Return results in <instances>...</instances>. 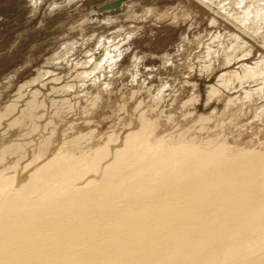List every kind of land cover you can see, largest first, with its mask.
<instances>
[{"label": "bare ground", "instance_id": "bare-ground-1", "mask_svg": "<svg viewBox=\"0 0 264 264\" xmlns=\"http://www.w3.org/2000/svg\"><path fill=\"white\" fill-rule=\"evenodd\" d=\"M245 1L240 0L248 5L242 4L243 12L232 11L229 17L243 28V34L249 32L264 41L263 28L256 24L258 15L264 13V4L258 3L261 0ZM255 1L261 6L256 13ZM233 4L237 6L236 2ZM118 5H109L106 10L114 11ZM234 42L230 52L241 47L237 38ZM58 54L62 56L64 52ZM119 54L106 52L100 61H94V56L84 61L77 75L80 90L99 69L118 62ZM231 55L226 58L228 66L232 64ZM258 65L264 67V59ZM242 67V73L220 75L219 86L229 90L231 80H239L240 85L255 82L260 87L245 91L244 100L256 95L264 97V69L258 72L256 67ZM45 74L36 88L26 82L5 111L0 112V138L15 127L25 130L17 140L0 143V159L5 163L0 168V264H264V149L232 147L225 141L209 139L199 144L181 132L158 136L157 121L145 118L144 111L136 118L140 127L130 128L123 140L121 134H110L106 144L87 150L84 140L88 136L71 134L72 120L63 133L64 145L52 151L49 140L56 135L58 126L53 127L55 118L46 123L45 101L49 99L50 111L65 121L73 108L69 107L73 104L67 95L75 88L70 82L60 88L53 84L45 101H40V88L59 78L55 71ZM218 94L217 87L212 85L209 97ZM27 97L30 99L21 109V102ZM227 100L232 103L235 98ZM256 111L264 114V108L258 107ZM205 121L208 118L201 122ZM42 130L53 135L37 136L36 140L42 138L37 141L40 154L25 165V171L30 172L26 176L23 173L19 180L14 167H6V158L34 146L32 136ZM120 140L121 145L112 149L110 144L116 146ZM11 170L15 172L9 173Z\"/></svg>", "mask_w": 264, "mask_h": 264}, {"label": "rangeland", "instance_id": "rangeland-1", "mask_svg": "<svg viewBox=\"0 0 264 264\" xmlns=\"http://www.w3.org/2000/svg\"><path fill=\"white\" fill-rule=\"evenodd\" d=\"M9 1L0 0L2 3L5 2L4 4ZM212 1L12 0V9L0 8V112L5 111L6 105L21 91L26 82L28 84L31 82V87L36 88L45 73L55 71L59 78L56 77L57 82H48V87L40 88L43 92L39 97L40 101H45L44 98L49 94L53 84L63 87L70 82L75 89L67 95L73 104L69 107L73 108L69 109V116L65 117V121L60 116H54L50 111L52 108H49L51 105L49 99L45 101L48 111L46 123L49 120L54 121L55 118L53 127L58 126L56 135L49 140L52 143L50 147L52 151L64 145L63 133L71 126L72 120L74 132L71 134H86L88 139L84 141L87 150L106 144L109 140L106 136L110 134H121L123 140L124 134L130 128L140 127L137 119L144 111L145 118L157 121L158 136L178 135L181 132L190 140L194 138L193 140L199 144H205L209 139L219 140V143L225 141L232 147L264 149V114L256 111L258 107L264 108V97L256 95L247 101L243 98L245 91L253 92L260 84L247 82L240 85L239 80H231L229 83L233 81L232 87L223 90L218 82V77L224 73L231 71L242 73V66L245 65L256 67L258 72L264 69L258 65L264 59V41L249 32L243 34V28L240 29L239 24L230 18L232 11L243 12L244 7L248 6L246 3L247 6L240 0H234L237 3V6H234L235 2L231 0ZM248 1L245 2L249 3ZM257 2L255 1V4ZM116 3L120 4L116 10H106L107 6ZM258 3L264 4L263 0ZM217 4L221 6L219 10H216ZM21 6H24L23 10ZM256 8L260 10L261 6L255 5L253 12L257 11ZM258 16L261 24L258 20L256 24L261 25L264 32L262 23L264 13ZM236 38L248 53L241 47L229 51ZM208 51H211L210 54ZM106 52L116 55L120 53V59L99 69L94 74L93 81L92 79L86 81L87 86L80 90L77 75L82 71L84 63L94 57V61H100ZM230 55L233 57L232 64L228 66L226 58ZM241 55H244V58H241ZM234 57H237L236 60ZM58 58L60 61H57ZM78 64L80 66L77 67ZM212 85L216 86L219 92L214 98L208 95ZM232 98L235 100L232 103L228 102L227 99ZM29 99L27 97L21 102V105L23 104L21 109ZM72 110L74 112L71 113ZM40 112L42 113L38 111V114ZM204 117L208 118L205 124L201 122ZM7 126L8 123L4 125L5 128ZM24 132V129L18 127L10 129L5 137L0 138V143L17 140ZM50 132L42 130L38 135L32 136L35 145L28 147L23 154L7 156L6 167H14L19 180L23 173L26 176L30 172L25 171L27 169L25 165L40 154V146L37 145L42 138L36 140L37 136L53 135ZM121 140L116 146L114 143L110 144L112 149L119 147ZM4 166L5 163L0 159V168L3 169ZM14 170L9 173L15 172Z\"/></svg>", "mask_w": 264, "mask_h": 264}, {"label": "crops", "instance_id": "crops-1", "mask_svg": "<svg viewBox=\"0 0 264 264\" xmlns=\"http://www.w3.org/2000/svg\"><path fill=\"white\" fill-rule=\"evenodd\" d=\"M12 0H10L9 2H6V4H4V3H2V2H0V8H4V9H12V2H11ZM20 1H22V0H20ZM24 6H21V9L23 10L24 8H23ZM56 8V7H55Z\"/></svg>", "mask_w": 264, "mask_h": 264}]
</instances>
